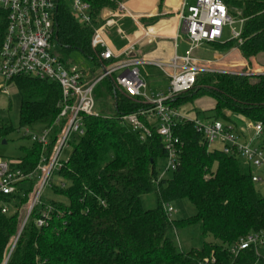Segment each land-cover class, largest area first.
<instances>
[{"label":"trees","instance_id":"16d2710c","mask_svg":"<svg viewBox=\"0 0 264 264\" xmlns=\"http://www.w3.org/2000/svg\"><path fill=\"white\" fill-rule=\"evenodd\" d=\"M71 1L58 0L59 54L65 58L80 52L92 62L93 74L102 66L98 60L102 50L91 46L94 30L105 23V13L116 11L124 0H83L91 7L89 27L76 20ZM164 1L160 0V8ZM222 1L232 15L245 21L243 43L229 41L211 46L222 52L238 48L243 64L232 67L238 71L245 67L255 75L203 74L191 91L168 103L181 109L209 96L216 104L211 110L215 115L207 122L230 123L226 115L230 112L264 127V65L253 63L264 54V0ZM7 17L0 8V49ZM11 82H15L21 99L20 128L50 130L49 157L63 128L55 125L60 114V85L28 76ZM99 86L113 105L112 114L84 118L85 135L75 142L70 159L57 173L61 184L50 187L59 198L43 199L42 205L33 209L13 251L12 240L22 224L21 210L37 179L21 181L12 195H0L10 208L9 214H2L0 208V264L11 251L6 264H264V248H250L237 257L230 251L249 235L264 233V195L252 182L254 169L238 155L210 150L203 135L187 121L174 128L182 142L179 165L171 177L159 180L165 167L161 162L167 159L160 136L153 130L152 137L143 141L140 134L121 123L123 116L149 106L118 92L114 77ZM197 116L199 119L200 113ZM14 131L9 122L0 121V140ZM41 156V146L34 144L11 169L32 174ZM152 193L158 205L147 210L142 198ZM182 200H188L197 214L173 220L166 206ZM45 207H51V218L39 227ZM180 231L194 232L201 245L183 250Z\"/></svg>","mask_w":264,"mask_h":264},{"label":"built area","instance_id":"2783aa9c","mask_svg":"<svg viewBox=\"0 0 264 264\" xmlns=\"http://www.w3.org/2000/svg\"><path fill=\"white\" fill-rule=\"evenodd\" d=\"M70 7L81 26H91V7L87 2L72 0ZM0 8L8 15L7 31L0 49V77L9 83L15 78L28 76L58 83L62 90V98L58 104L60 114L55 125H63V128L51 155L49 157L46 155L50 144V130L24 128L21 131L23 137L42 148L41 160L36 171L25 174L20 170H12L11 165L17 161L8 162L0 157V195H12L16 192V185L21 181L34 177L37 179L32 192L28 195L27 204L23 207H27V212L22 218L17 237L12 240L15 241L14 244L33 209L42 205L43 193L45 189L51 187L52 176L57 174L66 162L61 159V154L64 148L70 145L71 137L80 138L85 135V117L100 116L95 92L107 78L114 77V85L118 92L130 98L141 99L149 106L138 113L123 116L121 123L140 134L143 141L152 137L153 130L160 136L167 152V159L159 180L164 179L166 174L174 172L179 165L182 142L175 136L174 128L177 124L188 121L203 135L210 150H215L217 149L215 146L220 145V150L224 154L240 156L254 169L252 182L257 186H264V174L258 173L264 169V144L260 143L264 127L261 123H250V138L247 142H242L233 123L216 120L202 122L198 118L185 115L180 109H175L168 103L191 91L198 77L203 74L255 75L250 71L246 72L245 67L242 71L232 67L235 63L243 64L238 57V48L216 53L209 60L198 59L194 55L201 47L214 43L223 44L229 41L243 43L245 21L232 15L222 0H196L193 5L183 7L180 20L187 25L188 50L185 55H175L167 63L134 58L112 62L123 55L129 56L136 50V43L128 40L122 30H118L119 36L126 40L127 44L121 55L116 56L107 37L109 30L118 26L119 21L127 17L133 18L126 5L121 3L116 12L111 13L105 18V23L94 30L91 46L94 50H102L98 58L102 66L93 74L67 63L58 52L56 44L58 0H0ZM143 35L148 37L149 33L145 31ZM104 62L109 64L105 65ZM150 64L158 66L168 77L169 87L166 92L148 94L149 85L140 67ZM117 73L119 75H116ZM2 92L8 93L6 89ZM0 208L2 214L10 213L9 206L2 200ZM166 211L169 217H172L174 209L170 204L166 206ZM50 213L51 207H45L38 221L39 227L48 224ZM250 248H255L256 251L264 248V233L249 235L230 251L237 257L241 251Z\"/></svg>","mask_w":264,"mask_h":264},{"label":"crops","instance_id":"0c3cea01","mask_svg":"<svg viewBox=\"0 0 264 264\" xmlns=\"http://www.w3.org/2000/svg\"><path fill=\"white\" fill-rule=\"evenodd\" d=\"M195 1L196 0H165L163 6L160 8V0H124L123 3L126 5L133 18L127 17L119 21L118 26H114L109 30L107 37L116 56L121 55L127 44V41L123 40L119 36L118 30H122L127 36L128 40L136 43V50L133 54L129 56L123 55L120 58L114 59L112 62L134 58L145 61H161L167 63L175 55H185L188 50L186 39H184L185 46L182 45V48L178 44L181 35H186L187 31V25L180 20V14L184 6L193 5ZM115 12L116 11L106 12L104 17L107 18L111 15V13L113 14ZM145 31L149 33L148 37H143ZM209 47L210 46L208 45L198 49V53L195 55V57L198 59L209 60L213 58L214 54L222 52L210 51ZM181 49L183 50L181 51ZM262 59L263 58L260 60L264 62ZM140 68L143 77L145 79H151L152 84L149 85V95H157L161 92L167 91H158L159 87H162V83L165 81V79L169 87L168 77L158 66L150 64ZM169 71L172 70L169 69ZM214 107L212 109H214ZM182 109L180 110L185 115H188L189 117L192 116V118L198 117L193 115L194 112H191L190 109L188 111H183ZM228 113L229 114L227 116H229L232 120L230 123L235 125L241 141L247 142L251 135L249 124L252 123V121L241 115H232L230 112ZM260 143L264 144V135L262 136ZM258 173L264 174V169L260 170ZM258 186L264 188V186Z\"/></svg>","mask_w":264,"mask_h":264},{"label":"rangeland","instance_id":"374dc122","mask_svg":"<svg viewBox=\"0 0 264 264\" xmlns=\"http://www.w3.org/2000/svg\"><path fill=\"white\" fill-rule=\"evenodd\" d=\"M184 39H186V35L182 34L179 39V46H185ZM209 50L215 52L216 50L209 45ZM211 48V49H210ZM183 49H181L182 51ZM58 52L60 53L59 49ZM198 52L196 51L194 55ZM61 54V53H60ZM263 58L264 54L260 55L256 60H254L257 67L262 66L264 62L260 59ZM67 63L74 64L80 67L84 71H91L93 69V64L85 58L80 52H72L70 56H66L64 58ZM250 66V64H249ZM249 69L245 70L246 72ZM250 70L252 71V65ZM116 75H119L117 73ZM148 85L152 84L150 78H146ZM167 81L162 83V87H159V90H167ZM3 89H6L8 93L2 92ZM101 91V92H100ZM99 92V93H98ZM96 101L98 105V110L105 116H110L112 114L113 105L106 96V93L101 90V86H99L96 90ZM20 95L18 92V88L15 82L7 83L0 77V121L9 122L13 128L14 132L10 133L4 139L0 140V157L8 162L16 161L21 159L25 153L26 149L31 148L33 146L32 142L28 138H24L23 134H21L22 129L19 124V112H20ZM215 104V100L212 97L205 96L195 100L193 103H187L181 108L183 111H188L190 109L191 112H194L193 115L200 113L199 119L202 122H207L212 118L215 114L210 111ZM229 113L226 112V115ZM192 118V116H191ZM194 118V117H193ZM79 139L77 136H72L70 140V145L65 147L62 154L61 159L64 161H68L72 155L73 148L75 142ZM6 142V144H4ZM215 148L220 149V145H216ZM166 161L162 160L161 166H165ZM172 172L165 175L166 178L172 176ZM51 182L54 185L61 184V179L57 174L53 175L51 178ZM264 195V188L258 186L257 188ZM59 197L55 196L51 188L45 189L43 193V199H58ZM142 203L145 209H154L158 205L157 196L155 193L149 194L142 198ZM174 209V213L172 214L173 220H182L193 217L197 214L196 208L188 201L182 200L175 203L170 204ZM27 212V207L21 210V219L24 218ZM178 239L180 245L183 247V250L188 251L193 247H199L201 245V240L198 235H195L194 232L189 231H180L178 233Z\"/></svg>","mask_w":264,"mask_h":264},{"label":"water","instance_id":"95a60500","mask_svg":"<svg viewBox=\"0 0 264 264\" xmlns=\"http://www.w3.org/2000/svg\"><path fill=\"white\" fill-rule=\"evenodd\" d=\"M260 75V74H259ZM4 144H6V142H4ZM28 219V218H27ZM14 246H15V244L13 245V248H12V251H13V249H14ZM12 251H11V253H12ZM11 253H10V255H11ZM10 255H9V257H10ZM8 257V258H9ZM8 258L7 259H5V261H4V263L3 264H6L7 263V261H8Z\"/></svg>","mask_w":264,"mask_h":264}]
</instances>
